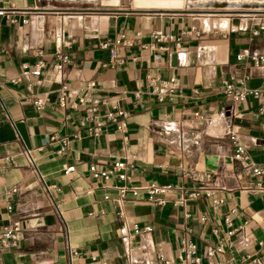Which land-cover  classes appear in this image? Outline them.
I'll use <instances>...</instances> for the list:
<instances>
[{
  "label": "crops",
  "instance_id": "0c3cea01",
  "mask_svg": "<svg viewBox=\"0 0 264 264\" xmlns=\"http://www.w3.org/2000/svg\"><path fill=\"white\" fill-rule=\"evenodd\" d=\"M132 1L0 0V233L21 222L15 243H0V264H195L189 243L196 264L264 260V172L246 170L264 171V65L237 59L264 56V33L252 35L264 19L221 30ZM74 4L98 7L62 6ZM58 53L69 58L61 72ZM229 79L250 92L242 101L222 93ZM102 99L126 112L122 130ZM94 117L96 137L80 125L94 129ZM165 126L189 146L169 142ZM117 162L126 168L108 180L89 174ZM206 175L222 203L178 204ZM150 185L168 189L149 200ZM121 186L141 193L120 201ZM216 245L222 252L208 257Z\"/></svg>",
  "mask_w": 264,
  "mask_h": 264
},
{
  "label": "built area",
  "instance_id": "2783aa9c",
  "mask_svg": "<svg viewBox=\"0 0 264 264\" xmlns=\"http://www.w3.org/2000/svg\"><path fill=\"white\" fill-rule=\"evenodd\" d=\"M259 33H264V24L259 23L258 24V29L252 31V35L257 36ZM155 38L157 40H162V39H170V37L163 36L161 34H156ZM55 43L57 47L60 45V39L59 37H56ZM57 63L55 64V69L57 72H61L64 68V66L69 62V58L66 55L57 54ZM238 60H243V59H248L254 66L260 67L264 65V56H259L256 54H249L247 51H242L240 55L237 56ZM90 87H93V84L89 85ZM222 93L226 96H229L233 98L236 101H242L246 95H248L250 92L243 86V81L240 82L239 85H235L232 79H229V81H225L222 84ZM173 94V88L168 86L166 87V95L171 96ZM254 96H257V92L252 93ZM160 99V98H159ZM79 102H82V99L79 100ZM99 105L101 107L105 108V113L104 117L107 121L116 124L117 130H122L125 127V122L124 120L127 118L126 112H124L122 109L118 108L116 105H111L110 103L107 102V100L102 99L99 101ZM262 112H264V108L261 109ZM95 120L97 117H94ZM80 125L82 127L86 128V132L90 136H98L102 129H103V124L101 122H98L96 120V127L90 128L86 127L85 121L81 122ZM160 134H163L165 136L169 137V142L171 143H177L180 147L187 148L190 144V138L187 134L181 132L179 129H176L174 127H161L158 131ZM67 142L65 141V144ZM243 153V148L241 146L237 147V159H242ZM126 168V165L124 163H113L110 165L105 170H97L96 167L91 164L88 168L89 174L91 177L97 179L101 178L103 180H108L111 175L114 173H118L121 170H124ZM246 170L250 171L251 174L253 175H261L264 171L258 168H246ZM72 171V168L69 167L65 170V172H70ZM120 180H125L126 176L125 174H118L117 175ZM167 188H157L153 185H150L144 189V195L147 197V199L152 200L154 196L160 195L164 193ZM45 191L47 193H50V190L48 187L45 186ZM217 191V187L214 184V180L210 175L204 176L202 179H200V185L196 187L191 192L188 191H179V196H178V204H183L187 199H196L199 197H204V198H211L212 203L214 205H219L222 203L221 200L217 198H213L214 193ZM117 192H118V198L120 201H123L128 194L132 196H137L140 194V189L136 187H130L127 188L125 186L117 187ZM154 202L157 205H162L164 202L159 199H154ZM224 222L226 225H230V220L228 217L224 218ZM21 230V222L20 221H15L11 223L10 225L4 227L0 233V243L3 245H13L16 240H17V235L19 231ZM134 232H137V228L134 226L133 227ZM121 243L124 245L125 252L127 257L129 258V254L131 251V246L129 245L127 241V237L124 236L121 238ZM195 251H196V246L192 243H189L186 247V253L190 255L191 263H198L199 259L195 257ZM222 252V247L221 245H216L215 247H208L206 249V255L208 257H212L215 253H220ZM164 264H170L168 261H164ZM241 264H264V260H259V259H251L248 262H243Z\"/></svg>",
  "mask_w": 264,
  "mask_h": 264
},
{
  "label": "rangeland",
  "instance_id": "374dc122",
  "mask_svg": "<svg viewBox=\"0 0 264 264\" xmlns=\"http://www.w3.org/2000/svg\"><path fill=\"white\" fill-rule=\"evenodd\" d=\"M184 1V10L192 17L202 19L206 26V20L221 30L227 27H246L251 20L264 19V0H202V7H193ZM78 10L94 12L95 5H62ZM237 24V25H236Z\"/></svg>",
  "mask_w": 264,
  "mask_h": 264
},
{
  "label": "water",
  "instance_id": "95a60500",
  "mask_svg": "<svg viewBox=\"0 0 264 264\" xmlns=\"http://www.w3.org/2000/svg\"><path fill=\"white\" fill-rule=\"evenodd\" d=\"M170 0H133L132 7L134 9H151V10H182L184 7H172L169 5H159L156 3L165 4Z\"/></svg>",
  "mask_w": 264,
  "mask_h": 264
},
{
  "label": "bare ground",
  "instance_id": "6f19581e",
  "mask_svg": "<svg viewBox=\"0 0 264 264\" xmlns=\"http://www.w3.org/2000/svg\"><path fill=\"white\" fill-rule=\"evenodd\" d=\"M156 4L169 5V6H172V7H174V6L175 7H180V6L184 7V1L183 0H170V1L166 2L165 4H163V3H156ZM201 4H202V0H191V1H188L189 7L190 6L202 7Z\"/></svg>",
  "mask_w": 264,
  "mask_h": 264
}]
</instances>
